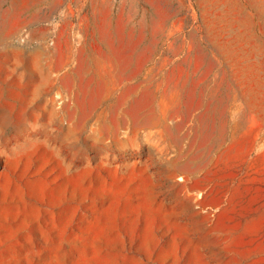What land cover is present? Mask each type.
Returning a JSON list of instances; mask_svg holds the SVG:
<instances>
[{"label":"rangeland","instance_id":"obj_1","mask_svg":"<svg viewBox=\"0 0 264 264\" xmlns=\"http://www.w3.org/2000/svg\"><path fill=\"white\" fill-rule=\"evenodd\" d=\"M0 264H264V0H0Z\"/></svg>","mask_w":264,"mask_h":264}]
</instances>
